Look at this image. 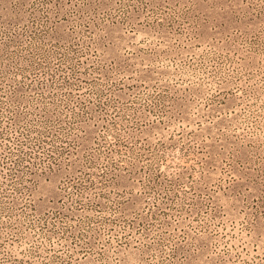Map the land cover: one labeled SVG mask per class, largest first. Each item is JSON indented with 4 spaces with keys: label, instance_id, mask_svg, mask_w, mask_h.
<instances>
[{
    "label": "rangeland",
    "instance_id": "rangeland-1",
    "mask_svg": "<svg viewBox=\"0 0 264 264\" xmlns=\"http://www.w3.org/2000/svg\"><path fill=\"white\" fill-rule=\"evenodd\" d=\"M0 264H264V0H0Z\"/></svg>",
    "mask_w": 264,
    "mask_h": 264
}]
</instances>
